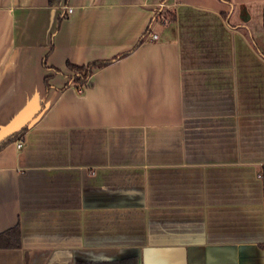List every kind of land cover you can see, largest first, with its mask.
Instances as JSON below:
<instances>
[{
	"label": "crops",
	"instance_id": "obj_1",
	"mask_svg": "<svg viewBox=\"0 0 264 264\" xmlns=\"http://www.w3.org/2000/svg\"><path fill=\"white\" fill-rule=\"evenodd\" d=\"M263 4L0 0V264H264Z\"/></svg>",
	"mask_w": 264,
	"mask_h": 264
},
{
	"label": "trees",
	"instance_id": "obj_2",
	"mask_svg": "<svg viewBox=\"0 0 264 264\" xmlns=\"http://www.w3.org/2000/svg\"><path fill=\"white\" fill-rule=\"evenodd\" d=\"M68 0H48V5L50 7H58L61 4H66ZM160 11L158 9L157 13H156V18L159 15ZM166 15V19H173V15L169 12H167ZM64 17L63 14H61L59 21H58V28H59V22L62 20V18ZM262 18H263V31H264V4H263V9H262ZM128 53V52H127ZM127 53L123 54V55H119L118 57H115L113 59H110V61H93V63H89L87 65H72L70 63L67 64V69H68V80L65 83V85L63 86L62 89H67L69 88L72 84L74 85H87L88 82L90 81L91 77L94 74V70L96 69H100L103 67H107L109 66L111 63H113L116 60H119L120 58H123ZM43 64L46 66V62H43ZM51 78V75L46 76V86H48V82ZM29 126L26 125L24 126L21 130L9 135L8 137H6L5 139H3L2 141H0V151L7 146L9 143L19 139V138H23V136L25 135V133L27 132ZM263 179V185H264V176L262 177ZM0 241H4V242H0V247H6L9 243H12V245L14 247H20V239H19V230L18 228L16 229H12L2 235H0Z\"/></svg>",
	"mask_w": 264,
	"mask_h": 264
},
{
	"label": "built area",
	"instance_id": "obj_3",
	"mask_svg": "<svg viewBox=\"0 0 264 264\" xmlns=\"http://www.w3.org/2000/svg\"><path fill=\"white\" fill-rule=\"evenodd\" d=\"M161 6H162V5H161ZM68 12H69L70 14L73 13V9L68 8ZM148 38H149L148 40L154 42V41L157 40V35H156V34H150V35L148 36ZM17 146H18V148H22V147H23V144H22V143H19Z\"/></svg>",
	"mask_w": 264,
	"mask_h": 264
}]
</instances>
